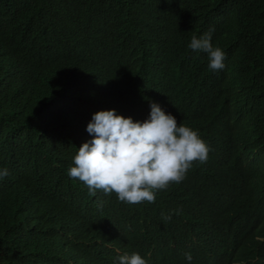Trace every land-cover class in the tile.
<instances>
[{
  "label": "trees",
  "instance_id": "trees-1",
  "mask_svg": "<svg viewBox=\"0 0 264 264\" xmlns=\"http://www.w3.org/2000/svg\"><path fill=\"white\" fill-rule=\"evenodd\" d=\"M211 29L221 71L189 48ZM153 102L212 151L139 204L152 241L194 225L212 264H264V0H0V264H111L105 218L134 205L67 173L95 113L144 122Z\"/></svg>",
  "mask_w": 264,
  "mask_h": 264
},
{
  "label": "clouds",
  "instance_id": "clouds-1",
  "mask_svg": "<svg viewBox=\"0 0 264 264\" xmlns=\"http://www.w3.org/2000/svg\"><path fill=\"white\" fill-rule=\"evenodd\" d=\"M213 31L199 38L193 35L189 48L206 53L210 70L221 71L227 57L213 46ZM150 107V118L144 122L125 118L115 110L95 113L86 129L93 139L80 146L67 175L82 182L90 196L100 191L112 200L134 205L132 216H125L121 224L114 211L105 218L114 228L111 264H212L207 255L211 238L200 227L191 225L179 233L177 225L169 223L168 238L162 243L152 241L158 223L149 208L139 204H153L158 192L181 184L195 164L208 162L212 149L197 130L178 124L159 104L153 102ZM9 175L7 168L0 169V179ZM181 212L173 210L175 215ZM164 219L170 220L171 215ZM194 227L199 229L198 238L188 235Z\"/></svg>",
  "mask_w": 264,
  "mask_h": 264
},
{
  "label": "bare ground",
  "instance_id": "bare-ground-1",
  "mask_svg": "<svg viewBox=\"0 0 264 264\" xmlns=\"http://www.w3.org/2000/svg\"><path fill=\"white\" fill-rule=\"evenodd\" d=\"M151 213V212H150Z\"/></svg>",
  "mask_w": 264,
  "mask_h": 264
}]
</instances>
